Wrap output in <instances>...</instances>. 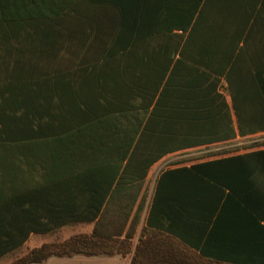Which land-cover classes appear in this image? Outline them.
Listing matches in <instances>:
<instances>
[{
	"label": "crops",
	"instance_id": "1",
	"mask_svg": "<svg viewBox=\"0 0 264 264\" xmlns=\"http://www.w3.org/2000/svg\"><path fill=\"white\" fill-rule=\"evenodd\" d=\"M58 1L64 9L57 16L15 29L22 31L14 38L0 39V72L19 74L0 75V85L10 81L13 89L2 94L9 101L0 108V127L14 132L12 137L19 130L31 136L25 141L0 142V201L16 203L9 211H32V217L38 213L37 217L50 218L49 224L59 228L53 232L88 228L77 235L89 234L96 219L60 223L64 211L118 209V200H125L128 193L136 195V200L125 232L142 198L143 204L133 233L125 237V256L85 258H117L123 264H186L199 249L212 257L228 255L264 264V154H255L264 147L161 170L164 158L183 150L175 151L150 165L140 188L137 182L124 185L125 176L119 180L128 135L140 120L146 122L158 99L163 108L150 122V132L160 130L163 114L168 118L169 138L177 136L172 117L179 112L178 90L176 84L162 89L178 58L180 38L200 30L201 47L192 44L191 49H206L216 37L219 47L231 44L236 51L242 50L247 67H264V0ZM114 3L122 5L123 14ZM194 3L198 4L196 12ZM119 34L125 46L115 42ZM115 49L117 55L112 53ZM217 79L215 92L197 87L184 92L183 113L194 116L187 120L191 139L206 140L185 150L210 153L213 147H236L264 134L256 127L244 133L241 128L244 119L252 129L257 115L264 113V104L260 109L256 103L243 107L239 100L237 117L226 81ZM243 93H250L251 100L264 96L259 90ZM54 134L66 140L51 148L49 138ZM155 138H142L140 148L155 147ZM218 160L209 166L211 170L192 168ZM63 162L89 165L55 179L63 173ZM115 166L117 176L103 197ZM148 180L153 186L146 202ZM145 228L161 233L142 234ZM32 236L40 235H30L25 244Z\"/></svg>",
	"mask_w": 264,
	"mask_h": 264
},
{
	"label": "trees",
	"instance_id": "2",
	"mask_svg": "<svg viewBox=\"0 0 264 264\" xmlns=\"http://www.w3.org/2000/svg\"><path fill=\"white\" fill-rule=\"evenodd\" d=\"M114 5L118 11L123 14L122 5L119 3H114ZM197 5V3H194L195 12L197 11ZM63 9L64 5L58 0H0V39L9 40L14 38L19 31H22L15 29H23L24 26L29 24L34 23L36 25L37 23L51 19L57 16ZM123 38V34H119L115 38V42L124 44L125 46ZM182 39L183 38H180L178 41V58L172 64L162 89V92H164V89L166 90L171 84H176L178 90L179 112L175 118L172 117L175 119L172 123L177 125V136L176 138L173 136L171 139L169 138L167 130L168 118L163 116V114L160 115V130H156L155 134L150 132V122L156 118L160 110L159 108H163L161 99H158L154 103L150 113H146L148 114L146 122L143 124V120H140L137 128L128 135L129 141L125 146L124 155L125 167L119 178L121 181L125 176L124 185L137 182L136 185L140 188L150 165H152L155 160L163 157L167 153L188 149L192 147L191 144L206 141L201 138L197 140L191 139L190 130L192 127L187 120L194 118V116L183 113L186 107L185 90L190 91L197 87V89H200L202 92H215V88L218 84L217 78L223 77L227 83L229 93L231 94V100L237 117H240L238 114V107L236 106V102H239V100H241V106L243 107L249 106L250 103H256L255 105L260 109V106L264 104V96L260 98L257 97V100H251L249 98L250 93H246V95L243 93L245 91L249 92V89L256 92L259 90L264 93V67H247L244 62L242 50L236 51L235 45L231 44L221 48L217 43L216 37H212L206 49H191L190 46L192 44H199V47H201L200 30H192L184 40ZM232 39L231 37V41ZM117 52L118 50L115 49L112 53L117 55ZM164 73L162 75H165ZM1 74L8 78L19 75L15 71H2L0 72V75ZM251 75L254 76L251 81L242 79L244 76ZM188 78H192L193 81H190ZM207 80H210V83L205 86ZM9 82L10 81H6L5 84L0 85V108L9 101L8 98L2 95L3 92L13 91V89H11L12 84ZM252 94L258 96L257 93ZM163 96L164 94H161V98H163ZM6 106H8V104H6ZM0 118H2V116H0ZM20 118L23 117L21 116ZM186 124L188 125V131H186ZM254 127H256L259 132L264 131V113H259L257 115V122L252 126V129H249L248 121L246 125L244 124L243 119V127L241 126L242 133H244V131H254ZM138 131L140 134H138L139 136L137 138ZM13 134L14 132L0 127V142H8L11 139L25 141L31 138L26 130H19L16 132L15 137H12ZM150 136H156L155 147H146L144 150L141 149L139 144L142 138L146 137V140H149L148 137ZM49 139L51 148H56L63 144L66 137L54 134ZM62 147H65V145ZM255 154H264V150L255 152ZM218 163H220L219 160L207 164H197L192 168L199 171L211 170L210 168L212 167L209 166ZM88 165L89 163L84 162L74 164L63 162L60 167L63 173H60L58 178H54L62 179L71 173L73 174L80 170L84 171L87 169ZM118 170V167L115 166L109 183L110 186H107V190L103 197L105 194H109L111 181L117 176ZM120 181L117 182V186L120 185ZM89 190H92L93 194L97 193L96 189L93 187H90ZM114 192L115 190L113 193ZM2 198L3 196H0V200ZM135 200L136 195L125 193V200L122 202L121 199L118 200V209L106 208L101 211L98 208L93 211L86 210L85 212L76 214L68 210L64 211L60 223H67L75 221L76 219H86L88 221L96 219V223L92 227L91 232L89 234L73 235L59 242L42 244L39 247L28 250L23 256L10 264H42L50 258H71L73 256H125V251H127L125 248V237L129 238L133 233V228L138 220V214L143 204L142 198L131 220L130 226L125 232V224ZM15 204L16 203L10 201H0V259L20 249L26 243L30 235L47 234L59 229L58 226L49 224L50 222L52 223L50 218L48 221L44 216L39 215L37 217L38 213H35L36 217H32L30 215H34L32 211H24L23 213L9 211L11 206L15 207ZM141 233L159 234L161 232H147V228H145ZM197 251H199L198 255L196 254L194 259L186 264H250L249 260L240 257L236 258L228 255L224 257H212L211 254L206 253L204 250L198 249Z\"/></svg>",
	"mask_w": 264,
	"mask_h": 264
},
{
	"label": "rangeland",
	"instance_id": "3",
	"mask_svg": "<svg viewBox=\"0 0 264 264\" xmlns=\"http://www.w3.org/2000/svg\"><path fill=\"white\" fill-rule=\"evenodd\" d=\"M224 84L220 85V91H224ZM251 142H244L242 145L236 147H213L212 152L206 151L205 149H199L195 151L191 150H183L176 154H172L169 157L164 158L159 165L160 169H166L168 167H177V166H186L190 163L196 162L198 160H202L205 157H218L223 154H231V153H239L244 151H250L256 149L257 147H264V134H259L252 138ZM152 181L148 180L144 184V193H145V201L149 199V196L152 191ZM88 228H74V227H66L53 232L49 235H40V236H32L27 244L22 246L20 249L4 256L0 259V264H10L16 261L18 258L23 256L28 250L33 247H38L44 242L52 243L56 241H61L73 236L76 233H82L87 231ZM124 262L119 261L117 258H85L75 256L72 258H50L42 264H123Z\"/></svg>",
	"mask_w": 264,
	"mask_h": 264
}]
</instances>
